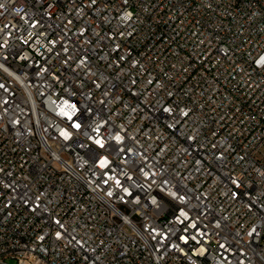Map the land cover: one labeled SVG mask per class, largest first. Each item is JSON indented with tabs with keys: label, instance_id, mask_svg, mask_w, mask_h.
Masks as SVG:
<instances>
[{
	"label": "built area",
	"instance_id": "2783aa9c",
	"mask_svg": "<svg viewBox=\"0 0 264 264\" xmlns=\"http://www.w3.org/2000/svg\"><path fill=\"white\" fill-rule=\"evenodd\" d=\"M264 264V0H0V264Z\"/></svg>",
	"mask_w": 264,
	"mask_h": 264
},
{
	"label": "rangeland",
	"instance_id": "374dc122",
	"mask_svg": "<svg viewBox=\"0 0 264 264\" xmlns=\"http://www.w3.org/2000/svg\"><path fill=\"white\" fill-rule=\"evenodd\" d=\"M12 264L14 263V261H10Z\"/></svg>",
	"mask_w": 264,
	"mask_h": 264
}]
</instances>
